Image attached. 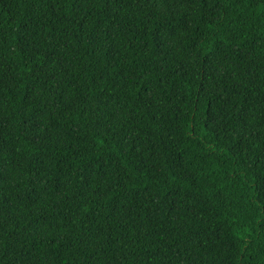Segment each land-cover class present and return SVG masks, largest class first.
<instances>
[{
    "label": "trees",
    "instance_id": "16d2710c",
    "mask_svg": "<svg viewBox=\"0 0 264 264\" xmlns=\"http://www.w3.org/2000/svg\"><path fill=\"white\" fill-rule=\"evenodd\" d=\"M0 264H264V0H0Z\"/></svg>",
    "mask_w": 264,
    "mask_h": 264
}]
</instances>
